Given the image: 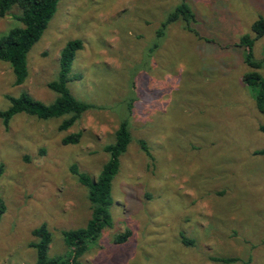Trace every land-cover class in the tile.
<instances>
[{
    "label": "rangeland",
    "instance_id": "1",
    "mask_svg": "<svg viewBox=\"0 0 264 264\" xmlns=\"http://www.w3.org/2000/svg\"><path fill=\"white\" fill-rule=\"evenodd\" d=\"M180 2L60 0L28 54L25 83L16 86L0 61V111L22 94L52 104L61 51L80 40L67 87L92 106L66 131L68 116L0 120V264H35L41 225L52 235L49 257L68 254L63 233L92 216L71 168L96 179L124 120L132 141L113 180V226L82 264H264V114L244 84L253 68L240 46L264 0H188L197 33L179 19L160 38ZM13 14L0 17V37L21 26ZM255 40L264 79V36ZM76 133L78 144L63 142Z\"/></svg>",
    "mask_w": 264,
    "mask_h": 264
},
{
    "label": "trees",
    "instance_id": "2",
    "mask_svg": "<svg viewBox=\"0 0 264 264\" xmlns=\"http://www.w3.org/2000/svg\"><path fill=\"white\" fill-rule=\"evenodd\" d=\"M60 0H0V17L11 15L14 9L19 14L13 17L21 23L0 37V61L11 65L15 77V85L25 83L28 77L27 57L33 46L41 39L48 27L49 22L57 12ZM182 19L190 31H197L192 27L195 22V15L188 0H181L180 5L168 16L167 20L159 29L158 36L161 38L168 25ZM264 36V17H260L252 26V35L245 34L240 39V46L245 48L244 60L252 72L243 76L244 84L256 91V104L258 110L264 114V79L258 72L261 63H254L253 46L255 39ZM83 48V42L74 40L67 43L60 54V72L57 80L50 82L48 88L58 94V98L52 104H44L34 100L27 94L18 98L9 97L11 106L5 111H0V120L4 125L17 114L35 116L41 120H49L68 116L60 125L61 131L69 130L80 119L83 113L92 106L76 99L69 88L68 82L71 67L75 55ZM80 77L76 76L74 79ZM264 130V129H263ZM81 134L76 133L64 138L65 144H78ZM132 136L129 122L124 120L116 131L115 143L107 145L105 152L109 154V160L104 164L103 169L96 179L79 171L77 166H72L71 171L78 177L79 182L88 189V198L91 204L92 216L84 228L66 231L63 233L68 254L57 257H49L48 249L52 242V235L46 225H41L32 234L36 241L32 247L36 250L37 261L35 264H82L81 257L88 251L89 244L95 241L103 229L113 226V219L110 209L113 205L112 185L113 180L120 169V158L127 151L131 144ZM142 149L150 156L148 147L144 141H140ZM264 151H261V154ZM2 167L0 166V175ZM6 212V204L0 198V219ZM125 238L119 239L124 242Z\"/></svg>",
    "mask_w": 264,
    "mask_h": 264
}]
</instances>
